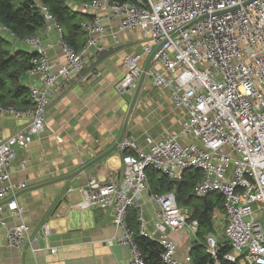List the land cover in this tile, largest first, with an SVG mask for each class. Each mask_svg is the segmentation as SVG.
<instances>
[{
	"label": "built area",
	"instance_id": "built-area-1",
	"mask_svg": "<svg viewBox=\"0 0 264 264\" xmlns=\"http://www.w3.org/2000/svg\"><path fill=\"white\" fill-rule=\"evenodd\" d=\"M81 8L92 18L81 23L89 37L78 51L63 40L59 20L41 5L43 29L57 34L65 59L56 68L43 40L26 38L24 42L37 53L31 73L40 76V85L30 86L33 104L18 108L0 103V116L23 122L12 135L0 136V222L6 228L7 247L20 250L39 238L48 242L47 224L44 233L36 232L31 239L18 201L27 183H14L10 168L18 151L44 131L45 113L60 82L84 70L87 53L98 45L106 23L118 22L120 31H139L144 40L141 53L124 57L126 76L120 91L129 93L136 87L143 71L140 62L152 55L146 75L155 86L170 91L185 115L180 133L160 140L148 137L147 147L124 136L117 146L119 175L105 182L91 178L81 190L83 199L77 207L113 211V225L121 231L115 240L131 250L128 264H147L128 223L129 210L135 209L142 234L148 236L139 202L149 189L147 168L154 167L175 182L197 169L202 178L194 195L201 198L219 192L225 200L222 228L231 251L223 260L264 264V0H92ZM4 30L1 26L0 32ZM113 38L118 44L117 34ZM151 200L160 208L158 232L188 229L198 234L199 222L191 219L189 209L178 205L174 191L151 195ZM6 206L17 220L12 226L4 221ZM219 238L208 235L204 240L210 254L207 264H221ZM158 242L164 264H181L173 241Z\"/></svg>",
	"mask_w": 264,
	"mask_h": 264
},
{
	"label": "crops",
	"instance_id": "crops-1",
	"mask_svg": "<svg viewBox=\"0 0 264 264\" xmlns=\"http://www.w3.org/2000/svg\"><path fill=\"white\" fill-rule=\"evenodd\" d=\"M106 29L98 45L87 53L85 75L60 82L45 113L44 131L27 148L18 151L10 168L14 183H27L18 201L24 209L23 220L31 229V239L36 232L44 233L47 224L48 242L39 238L20 250L10 249L6 245V228L0 222V264H128L131 259L130 248L115 240L121 231L113 225V211L77 207L83 199L81 190L91 178L105 182L119 175L121 156L117 147L106 157L92 162L117 142L137 87L129 93L119 89L126 76L125 55L142 52L141 33L122 32L118 22L106 23ZM114 33L118 44H115ZM1 34L14 51H35L8 31ZM38 36L48 46L50 60L58 68L65 54L57 44V34L42 29ZM99 47L103 49L99 51ZM108 49L114 51L95 64L99 53ZM148 58L144 56L140 62L142 70ZM22 82L29 87L40 85V76L30 72ZM184 115L185 111L172 101L170 91L155 86L146 75L125 136L147 147L148 137L160 140L180 133ZM22 123L10 115L0 116V136L12 135ZM76 172L80 173L70 179L51 182ZM151 195L149 187L139 201L147 235L157 241L170 239L176 244L181 264H194L191 251L197 235L188 229L168 230L166 234L158 232L155 224L160 208L151 200ZM4 221L7 226L17 222L8 206ZM214 231L218 232L215 219ZM223 235L219 234L221 238ZM206 236L199 241L203 243ZM52 247L56 248V253H51Z\"/></svg>",
	"mask_w": 264,
	"mask_h": 264
},
{
	"label": "trees",
	"instance_id": "trees-1",
	"mask_svg": "<svg viewBox=\"0 0 264 264\" xmlns=\"http://www.w3.org/2000/svg\"><path fill=\"white\" fill-rule=\"evenodd\" d=\"M90 1L92 0H0V27H6V31L19 41L38 36L44 26L40 10L41 5H44L59 20L64 31L63 40L79 51L87 43L81 23L92 18L90 13L82 10L81 4ZM75 5H78L77 9L74 8ZM36 56L35 51H14L7 39L0 35V103L3 106L27 108L33 104L30 87L22 81L34 68L32 60ZM146 172L152 195L174 191L178 205L188 208L191 219L199 222L198 239L191 251V257L194 264H207L210 254L204 248V241L200 243L199 239L214 232L215 210L225 212L223 195L212 192L205 197H196L194 190L202 178V172L197 169L187 171L179 184L154 167L147 168ZM128 223L147 264H164L160 243L142 234L135 209L129 210ZM229 251L231 243L223 235L218 250L221 264H234L223 260V255Z\"/></svg>",
	"mask_w": 264,
	"mask_h": 264
},
{
	"label": "water",
	"instance_id": "water-1",
	"mask_svg": "<svg viewBox=\"0 0 264 264\" xmlns=\"http://www.w3.org/2000/svg\"><path fill=\"white\" fill-rule=\"evenodd\" d=\"M114 51V49H108V50H104L102 52L99 53V55L97 56V61L95 64H98L105 56H107L108 54L112 53ZM152 59V55L149 56L145 66H144V69L142 71V74L140 76V79L138 81V84H137V87L135 89V92H134V95H133V99L131 100V103H130V107H129V110H128V113H127V120L125 122V125H124V128L120 134V137L118 138L117 142L114 144V146L112 148H110L109 150L101 153L97 158H95V160H93L92 163L96 162L97 160H100L104 157H106L107 155H109L119 144V142L122 140V138L125 136V131H126V128H127V125L129 123V119H130V116L132 115V112L135 108V105L138 101V98L140 96V91H141V88L143 86V83H144V80H145V77H146V72H147V69L149 67V64H150V61ZM86 72L82 71V72H79L77 75H80V76H83L85 75ZM91 163V164H92ZM90 164V165H91ZM80 172H76V173H73V174H69V175H66L64 177H61L59 179H56V180H53L51 182H55L57 180H65V179H70L72 177H74L75 175L79 174ZM51 182H48V183H51ZM177 184L180 183V181H176Z\"/></svg>",
	"mask_w": 264,
	"mask_h": 264
},
{
	"label": "rangeland",
	"instance_id": "rangeland-1",
	"mask_svg": "<svg viewBox=\"0 0 264 264\" xmlns=\"http://www.w3.org/2000/svg\"><path fill=\"white\" fill-rule=\"evenodd\" d=\"M190 211V210H189ZM217 213H216V218H215V224L217 225V228H218V232L216 233L215 231L210 233V234H207V235H213V236H219L220 235H223L225 234V231L224 229L222 228L224 222H225V219L223 217V213L219 210H215ZM191 213V212H190ZM222 240V238L220 237L219 238V241Z\"/></svg>",
	"mask_w": 264,
	"mask_h": 264
},
{
	"label": "bare ground",
	"instance_id": "bare-ground-1",
	"mask_svg": "<svg viewBox=\"0 0 264 264\" xmlns=\"http://www.w3.org/2000/svg\"><path fill=\"white\" fill-rule=\"evenodd\" d=\"M82 72V71H81Z\"/></svg>",
	"mask_w": 264,
	"mask_h": 264
}]
</instances>
